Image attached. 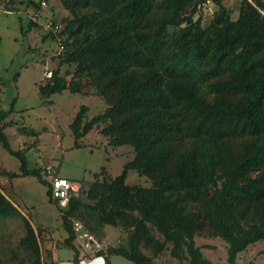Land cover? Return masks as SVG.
Segmentation results:
<instances>
[{"label":"trees","instance_id":"1","mask_svg":"<svg viewBox=\"0 0 264 264\" xmlns=\"http://www.w3.org/2000/svg\"><path fill=\"white\" fill-rule=\"evenodd\" d=\"M43 1L0 4L36 15ZM57 1L69 15L53 20L62 51L40 96L50 104L66 89L94 92L107 108L85 122L88 108L82 107L71 125L76 147L103 127L111 147L130 146L135 154L121 175L113 178L104 167L83 198L57 206L66 235L57 249L72 250L80 261V222L101 243L106 226L125 233L122 243L100 254L106 264L111 255L135 264H214L196 243L201 237L222 239L228 263L240 264L242 254L264 245V0H242L236 18L225 0ZM210 4L214 11L205 22ZM32 26L39 27L30 20L23 35ZM9 116L0 109V142L22 166L7 176L36 177L53 201L51 182L12 149L4 132ZM130 171L148 177L151 186L128 185ZM14 217L25 228L19 264H55L0 189V219ZM167 256L171 263L163 262Z\"/></svg>","mask_w":264,"mask_h":264},{"label":"rangeland","instance_id":"2","mask_svg":"<svg viewBox=\"0 0 264 264\" xmlns=\"http://www.w3.org/2000/svg\"><path fill=\"white\" fill-rule=\"evenodd\" d=\"M242 0H225L238 16ZM47 6L38 14L25 11L18 6L13 12L5 4H0V109L10 111L6 120L9 127L4 131L14 151H21L27 160L28 169H39L43 178L52 181L46 167L54 166L58 177L65 178L75 185L88 189L94 175L105 167L113 178L121 175L125 165L133 160L134 149L130 146L114 148L108 139L96 128L79 140L71 125L82 107L88 112L85 122L103 113L107 104L101 97L91 93H71L69 89L53 95L45 102L40 96L39 87L46 83V74L56 69L54 57L60 53V44L53 30L46 25L53 20L63 22L69 14L57 0L46 1ZM212 4L203 9L205 22L212 18ZM202 11H200V14ZM198 18V16L196 17ZM39 27H30L29 21ZM24 29V30H23ZM72 77L66 79L67 85ZM22 160L8 152L0 142V189L35 228L44 256L53 255L57 243L65 239L61 214L54 201H51L49 187L36 177L9 179L8 172H21ZM127 184L130 186L150 187L151 181L130 171ZM25 235L21 218L0 219V264H19L25 255L20 241ZM104 245L118 246L126 238L123 230L112 226L105 227ZM203 249L204 256L214 264L228 263V245L220 238H196ZM262 243L242 254L240 264H264ZM70 252L69 249H63ZM51 255V256H52ZM110 264H135L123 256H109ZM163 262L171 263L167 256Z\"/></svg>","mask_w":264,"mask_h":264},{"label":"built area","instance_id":"3","mask_svg":"<svg viewBox=\"0 0 264 264\" xmlns=\"http://www.w3.org/2000/svg\"><path fill=\"white\" fill-rule=\"evenodd\" d=\"M46 1L42 2V7H46ZM46 29L53 30L56 38L61 44V35L60 28L55 26L52 21L46 25ZM62 49L60 48V52ZM52 72L46 74V78H51ZM48 175L54 173V166L48 165L46 167ZM51 193L52 199L57 204L60 209H65L69 206L71 200L81 199L84 197L85 189L81 185H75L69 180L61 177H54L51 181ZM75 231H76V244L79 247L80 251L84 253L86 259H92L96 256H99L102 252L106 250V245L97 240V238L88 232L82 223L75 222Z\"/></svg>","mask_w":264,"mask_h":264},{"label":"crops","instance_id":"4","mask_svg":"<svg viewBox=\"0 0 264 264\" xmlns=\"http://www.w3.org/2000/svg\"><path fill=\"white\" fill-rule=\"evenodd\" d=\"M104 244V243H103ZM63 249L55 248L53 255L51 257V261L55 264H106L105 256L99 255L92 259H86L84 253L81 252L80 261L75 262V253L70 250V252H64Z\"/></svg>","mask_w":264,"mask_h":264}]
</instances>
